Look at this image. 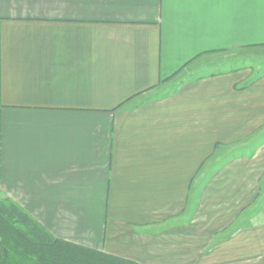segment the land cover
I'll return each mask as SVG.
<instances>
[{"label":"crops","instance_id":"crops-1","mask_svg":"<svg viewBox=\"0 0 264 264\" xmlns=\"http://www.w3.org/2000/svg\"><path fill=\"white\" fill-rule=\"evenodd\" d=\"M247 59H264V0H0V198L57 237L154 259L199 187L240 165L199 185L215 146L261 121Z\"/></svg>","mask_w":264,"mask_h":264},{"label":"rangeland","instance_id":"rangeland-1","mask_svg":"<svg viewBox=\"0 0 264 264\" xmlns=\"http://www.w3.org/2000/svg\"><path fill=\"white\" fill-rule=\"evenodd\" d=\"M262 71L264 59H247V76ZM255 119L261 121L248 124L243 141L215 146L199 185L215 164L231 158L240 165L215 175L203 197L199 187L192 224L167 235L165 244L160 241L165 252L138 264H264V112Z\"/></svg>","mask_w":264,"mask_h":264},{"label":"trees","instance_id":"trees-1","mask_svg":"<svg viewBox=\"0 0 264 264\" xmlns=\"http://www.w3.org/2000/svg\"><path fill=\"white\" fill-rule=\"evenodd\" d=\"M0 264H138L53 235L21 204L0 198Z\"/></svg>","mask_w":264,"mask_h":264}]
</instances>
